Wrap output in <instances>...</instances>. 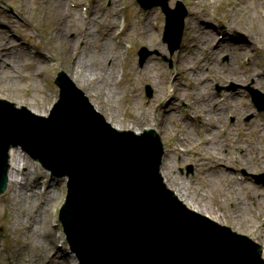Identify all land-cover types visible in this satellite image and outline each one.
Returning a JSON list of instances; mask_svg holds the SVG:
<instances>
[{
	"label": "rangeland",
	"instance_id": "374dc122",
	"mask_svg": "<svg viewBox=\"0 0 264 264\" xmlns=\"http://www.w3.org/2000/svg\"><path fill=\"white\" fill-rule=\"evenodd\" d=\"M221 1L224 3L215 1L208 9L205 1L195 5L193 0H169L172 8L180 2L188 12L182 45L172 57L171 67L165 59L169 57L167 45L163 42L166 17L160 8L144 10L137 0H0V50L3 48L5 52L0 58V98L18 107H27L37 115L44 110L49 114L59 97V89L55 85L57 74L66 72L111 124H121L124 129L139 133L154 128L160 134L165 150L162 171L168 176L165 179L167 185L183 192L184 199L200 213L251 237L264 252V232L258 238L250 228L253 219L258 222L257 228L264 229V187L256 183V179L264 174V162L261 164L257 160V157L264 158V112L257 111L250 93L253 89L264 94V88L257 85L256 76L257 73L262 74L260 80L264 82V42L245 46L246 51L238 48V43L251 39L257 28L264 31V7L256 0ZM59 2L71 11L70 16L64 11L65 18L73 21L74 28L69 30L66 23L64 28L72 41L73 54L70 48L66 52L60 51L61 48L58 51L54 43L56 24L53 19ZM238 5L240 11L235 13ZM207 10L213 14L211 18H206L215 29L213 38L224 40L219 50L214 46L210 51L200 52L199 44L203 42L194 37L189 21ZM229 10L235 14L230 16ZM148 11H155L157 16L163 14L153 20V33L158 37L156 41L148 36L141 39L134 28L135 18L146 15ZM245 13L246 21L243 22ZM84 30L91 33V43L77 39ZM104 34L109 37L103 38ZM96 40L102 41L99 48L95 46ZM120 42L122 45H119ZM228 42L233 45L232 48L223 50V45H229ZM103 45L107 46L101 54ZM118 46L121 47L119 63L115 78L109 84L110 76L114 77V74L108 71L106 58L115 56L113 48ZM142 47L158 54L149 57L140 67L139 50ZM239 57H243L244 61L239 62ZM82 59L93 64V74L87 72L77 79L75 68ZM200 64L206 66L203 73L207 80L197 84L195 79L199 69L192 67ZM213 67L217 70L226 67V70L232 71L243 67L251 70L254 76L249 82L221 80L211 72ZM148 85L154 89L152 99L146 96ZM205 95L207 101L213 103L214 100L215 106L221 104L223 110L220 120L203 134L202 118L197 119L201 110L197 101L200 103ZM127 101H131L130 110L126 108ZM177 101L182 106L177 105ZM212 110L213 107H207L204 114L213 115ZM133 114L143 116L138 119L141 126H134L129 121ZM187 118L191 120V125L185 129L182 119ZM217 127L221 135L212 140L208 136ZM205 138L206 142L202 145ZM221 144L224 146L223 153L234 160L223 166L229 167L223 176L208 167L202 169L200 164L208 161L196 162L205 156L221 157L218 152ZM20 153L24 168L18 175L17 187H32L33 192H23L27 193V197L17 209L23 213L20 216L22 222L33 226L31 241H40L46 233L48 236L43 242L48 250L45 252L53 255L48 264H80L58 220L67 195L66 182L51 178L42 166ZM190 168L193 170L191 174ZM220 177L224 180L218 185L216 180ZM231 182L250 184L255 189L256 198L248 196L241 187ZM227 186L236 188L227 193ZM15 190L9 183L7 193L0 198V264H18L20 254L31 253L26 244L18 242L15 233L9 235L12 224L9 207L14 204L11 199ZM217 190L224 192L216 195ZM32 214L34 219L28 220V215ZM260 216L262 220L258 219ZM39 257L37 255L36 261Z\"/></svg>",
	"mask_w": 264,
	"mask_h": 264
},
{
	"label": "water",
	"instance_id": "95a60500",
	"mask_svg": "<svg viewBox=\"0 0 264 264\" xmlns=\"http://www.w3.org/2000/svg\"><path fill=\"white\" fill-rule=\"evenodd\" d=\"M154 1L139 0L146 9L164 8L173 54L186 12L178 18L168 0L150 6ZM141 55L143 65L149 54ZM55 83L60 99L49 117L0 99V196L9 183L10 153L20 149L67 181L60 221L81 264H264L258 244L189 209L167 187L162 138L114 128L65 72ZM253 93L263 111L264 97Z\"/></svg>",
	"mask_w": 264,
	"mask_h": 264
},
{
	"label": "bare ground",
	"instance_id": "6f19581e",
	"mask_svg": "<svg viewBox=\"0 0 264 264\" xmlns=\"http://www.w3.org/2000/svg\"><path fill=\"white\" fill-rule=\"evenodd\" d=\"M206 2V8L210 9L211 7H213V3L215 1L218 0H214L213 2H207L206 0H193V3L195 5H199L202 2ZM221 3H224L223 1L220 0ZM60 3V2H59ZM256 3L259 4L261 7H264V0H256ZM227 6V5H226ZM66 7V5H65ZM63 5V3L61 2L60 5L57 7V13L53 19V21L56 24V29H55V33H54V43H56L57 45V49L59 51V48H61L60 51H65L66 49L69 50L70 48V52L71 54H73V50H72V41L69 38L67 32H65V23L67 25V28L69 30L74 28L73 25V21H69L65 18V12L69 13V16L71 15V11L70 10H66ZM240 5H238L236 7L237 12L238 13ZM229 15L232 16L235 13L231 12L229 10ZM213 16V14L207 10L204 12V14H199L196 15L195 17H193L192 19H190L189 23L192 25V29H193V33H194V37L196 39H200L202 43L199 44V51L201 52L202 50H212V48L215 46L218 50L221 48L222 41H216L213 38V34L212 32L215 30L214 27L212 25H210L209 23H207L208 21L206 20V18H211ZM246 13L243 16L242 21L245 22ZM160 16H157L156 13L154 11L148 12L146 15H138L137 18H135L134 21V28L136 29L138 36L141 39H144L145 37H150L152 40L156 41L158 39L157 35H155L153 33V20L155 18H159ZM190 25V26H191ZM231 29V27H229ZM106 31V30H104ZM253 32V31H252ZM89 37H91V33L88 30H84L82 31L78 36L77 39L79 40H87L88 42H90ZM103 38L109 37V35H103ZM230 38L226 39L229 40ZM92 40H93V36H92ZM224 40V39H222ZM256 40V41H255ZM112 42V41H111ZM237 42V41H235ZM256 42H264V31H262L260 28H257L256 31L254 33H252L251 39H245L243 41H240L238 43V48L241 51H246L245 46H254L256 44ZM91 43V42H90ZM102 41L101 40H96L95 42V46L96 48H99L101 45ZM113 43V42H112ZM88 44V43H87ZM229 45L224 46L223 45V50L224 49H231L232 48V44L228 42ZM119 45H122V42L119 43ZM156 45V44H155ZM107 45H103V48L101 49V54L102 52L105 50ZM244 46V47H243ZM234 49V48H233ZM121 50V47H115L113 48V52L112 54L115 56H110L106 58V62H108L107 64H109V66H107L108 71L111 70V73L114 74V77L110 76V82L112 81L113 78H115V69L119 63V52ZM66 52V51H65ZM5 52H3V48L0 50V58H2V56L4 55ZM220 55V54H218ZM24 57H26V54H24ZM239 62L244 61L243 57H239ZM101 64H103V62H100ZM32 63H29V66H31ZM1 66V63H0ZM88 67V68H86ZM205 65H197L194 66L192 68H197L199 69V71L196 74V79L195 81L197 82V84L199 83H203L205 80H207L206 75L203 73L205 70ZM94 66L93 64H88L86 59H82L79 62H77V67L75 69L76 70V78L80 79L82 77V75L84 73H92ZM211 72L214 74L215 77H218L221 80H233L236 82H249L250 80H252L253 78V74L251 70H247L246 68L243 67H237L236 69H234L232 71L231 70H226V67H222L220 69H216V67L211 68ZM93 74V73H92ZM81 76V77H80ZM193 76V75H192ZM258 77V81H257V85L262 86V88H264V82L262 80H260L262 74L257 73L256 75ZM142 77H145V75H142ZM147 77V76H146ZM255 86V85H254ZM175 92H177V90H175ZM175 92H174V97H175ZM228 98V97H227ZM226 98V100H227ZM197 100V98H196ZM91 101V100H90ZM92 103V102H91ZM201 104V105H200ZM197 105L201 106V110L197 115V119L199 117H201V131H206L208 132V128H210L212 126V124H216L219 120H220V116H221V112L223 110V107L221 106V104H218L217 106H215L214 100L213 103L210 101H207V97L205 95V97L202 96V101L199 103L197 101ZM131 101H127V105L126 108H128V110L131 109ZM207 107H213L212 110V114L213 115H205L204 113L207 110ZM47 110H44L43 112H41V115H47ZM143 116H141L140 114H133V116H131L129 118V121L133 122L134 126H141V124L138 122V119L142 118ZM183 121H185V129H187V127L189 125H191V120H189L188 118L186 120L182 119ZM145 124H148L147 122H145ZM114 127L123 130L124 127L121 126V124H112ZM187 125V126H186ZM131 127V126H128ZM132 129H135L134 127H131ZM183 128V127H182ZM211 132V135L208 137H211L212 140H216L219 138V136L221 135V131H219V127L213 129ZM204 134V132H203ZM203 134L201 135L203 137ZM207 135V134H206ZM207 138V136H206ZM206 138L202 141V145L206 142ZM180 142L177 141L176 144H178ZM222 145V144H221ZM223 145L221 146V148H218V152L220 154L221 157H215V158H210V157H203V158H199L196 162L202 160V161H208V163L203 162L202 164H200L201 168L204 169L205 167L210 168V170H213L214 173H218L221 174L222 176L225 174V169H226V173L228 172L227 169L229 167L224 168V165H227V163H231L232 160L230 158V156L225 155L223 153ZM11 160H10V164H11V170H10V174H9V180H10V184H12L16 190H15V196H13V198L11 199V202L14 204L12 205V207H9L11 209V221L12 224L9 227V235H13V233L16 234V237L18 238V242L19 243H23L26 244V248L31 249V253H22L18 256V264H48L49 262H51L53 255L52 254H46L45 251H47L48 246H46V243L43 242V239L45 240V238L48 236L46 233L41 237L40 241L34 242L31 241V235L34 233V229L32 225H26L25 222H22V220L20 219L21 214L17 209L18 205L23 202L26 197H27V193H23L26 190L27 191H31L33 192V188H26V187H17L19 184V181L17 180L19 173H22L23 171V166H22V160H21V153L20 151H16L13 150L11 152ZM202 157V156H201ZM236 160V159H235ZM257 160L259 161V163L263 164L264 162V158L263 157H257ZM164 177H166L165 179L167 180L168 176L163 174ZM224 177H220L218 180H216V182L218 183V185L223 182ZM228 182V181H225ZM205 184H208V182H205ZM216 184V183H215ZM230 184H236L238 187H241V189L246 192V194L248 196H252L253 198H256V194H255V189L254 187L250 186V184L247 183H237V182H231ZM228 187V192H230V190H234L236 187L235 186H227ZM224 190V189H223ZM186 191V190H185ZM224 191H220L218 192V190L216 191V195H218V193H223ZM176 195L190 208L195 209L197 211H199L198 209H196L195 207L191 206L184 198H186V196L183 194V192H180L179 190H175ZM37 212H34V214H36ZM260 213H262L260 211ZM256 214V213H255ZM258 214V213H257ZM256 214V215H257ZM34 219V215H28V220H33ZM252 219V218H251ZM259 220H262V217L260 216L258 218ZM253 223L250 225V228L252 229V233L255 236H262V233L264 232V229H261V227L257 228L258 222L254 221L252 219ZM14 222V223H13ZM25 224V227L24 225ZM28 228V229H27ZM1 229V227H0ZM258 237V238H259ZM21 246V245H20ZM15 252V251H14ZM37 255H39L40 257L38 258V260L36 261V257ZM3 257V256H1ZM3 260V258H2ZM52 264V263H51Z\"/></svg>",
	"mask_w": 264,
	"mask_h": 264
}]
</instances>
